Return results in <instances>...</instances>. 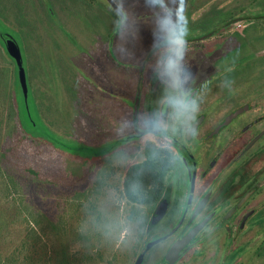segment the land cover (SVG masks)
I'll use <instances>...</instances> for the list:
<instances>
[{
	"label": "rangeland",
	"instance_id": "obj_1",
	"mask_svg": "<svg viewBox=\"0 0 264 264\" xmlns=\"http://www.w3.org/2000/svg\"><path fill=\"white\" fill-rule=\"evenodd\" d=\"M175 2L0 0V70L13 79L15 60L19 93L33 97L47 126L27 102L30 128L65 148L26 136L20 123L4 137L0 104V181L15 184L0 193V264H56L58 250L77 255L73 264H109L122 237L142 229L123 184L148 142L188 160L179 142L196 158L195 202L211 183L212 197L238 200L241 182L227 187L231 179L218 173L238 172L250 141L244 171L264 173V18H253L264 15V0H184L182 17ZM17 5L29 6V37L16 33ZM185 177L179 163L168 203L182 195ZM134 218L152 215L144 208Z\"/></svg>",
	"mask_w": 264,
	"mask_h": 264
},
{
	"label": "flooded vegetation",
	"instance_id": "obj_2",
	"mask_svg": "<svg viewBox=\"0 0 264 264\" xmlns=\"http://www.w3.org/2000/svg\"><path fill=\"white\" fill-rule=\"evenodd\" d=\"M204 118L200 119V124ZM196 121L197 118L194 124ZM226 126H222L220 131H224ZM249 143L236 157L239 160L238 172L222 170L218 173L221 175L220 180L225 177L231 179L227 187L236 181L241 182L239 188L243 190L242 194L232 203L229 198L224 200L218 195L212 197L215 193L214 183L195 202L197 160L187 153L183 144L173 141L188 156V160L181 157L179 162L186 173L180 202L168 203L164 198L166 203L159 215L156 216L162 202L156 205L150 221L131 220L133 223L145 224L138 234L122 237L112 251L109 264H264V203L255 201L256 196L264 195V173L257 177L246 175L247 153L251 151L247 149ZM230 167L232 169L229 164L227 168ZM258 177L260 180L255 181ZM247 184L249 186L245 187ZM207 195V201L198 210ZM247 195L246 201L239 205ZM261 209L260 217L254 218L255 212ZM169 215L172 218L167 219ZM163 222L168 223L165 230L161 227ZM204 223V227L200 231L198 229L182 248L172 250L176 243L183 241L193 229ZM205 229L206 233H202ZM147 247L149 249L145 253Z\"/></svg>",
	"mask_w": 264,
	"mask_h": 264
},
{
	"label": "trees",
	"instance_id": "obj_3",
	"mask_svg": "<svg viewBox=\"0 0 264 264\" xmlns=\"http://www.w3.org/2000/svg\"><path fill=\"white\" fill-rule=\"evenodd\" d=\"M18 6V12H19V18H20V27L18 33L21 37L29 35V31L31 32V25L28 21V14H29V6H23V5H17ZM3 17V16H2ZM2 17L0 13V21L2 23ZM45 18L47 19V22L49 20V15L45 14ZM254 19H261L264 18V15H255L253 17ZM4 20V19H3ZM230 23V22H229ZM229 23L226 24V26L229 25ZM38 26L42 27V24H39ZM36 27V30L39 27ZM40 27V29H41ZM44 29H41L40 35L43 34L42 30L45 32V26H43ZM29 37V36H28ZM12 63L14 64L13 69L15 72V76L13 79L10 78L11 74L9 72L8 68L1 69L0 70V88H2V93L0 94V104H2L5 108L4 111V122H5V132L4 137L10 138L15 137L18 132L17 131V124L20 123V126L22 130L25 132L26 136H31V138H35L39 134V137H44L49 140V142L56 148L59 149V151H64L65 148L60 144V141L56 136H53L56 138V141H50V135H43L39 131H34L30 128V124H32L33 128L35 127V121L31 119V117L27 116L25 113V109L27 107L26 103L32 102L33 106L32 108L35 109L34 111L39 117V122H41V125L44 127V129L47 127L44 121L42 120L40 116L39 110L36 108L35 101L33 97L31 99H27L25 101L24 97L20 95L19 88H20V82H19V76H17V65L15 63V60L12 58ZM140 89V88H139ZM138 89V92H139ZM139 94V93H138ZM15 97L17 101V105L15 104ZM138 98V97H137ZM35 132V133H34ZM41 135V136H40ZM52 137V136H51ZM60 140H65L59 138ZM1 156H4V152L0 153ZM144 156L145 159L137 164L132 165L126 173L124 184H123V193L125 198L127 199L128 203L132 205V212H131V220H137L134 218V216L137 218L138 215H140V212L143 211L145 208L147 211V216H150L154 213L155 207L158 203L164 201L166 192L168 189L169 184L172 181L173 173L179 166L180 159L179 157L171 150L167 148H161L156 146L153 142H148L145 145L144 150ZM33 175L40 177V173H37L33 170H29ZM15 184L12 182L10 184L8 180H1L0 181V193H7V195L11 192ZM183 193V192H182ZM175 198L174 202L178 203L180 202V198ZM28 213V220L35 224H39V216L33 215L29 209L26 210ZM167 219L172 218V215H169L166 217ZM140 220V219H138ZM145 224V223H144ZM144 224H140V226H143ZM162 229L165 230V228H168V223L163 222L161 224ZM65 245V244H64ZM61 254L59 250L56 252L55 255V261L56 264H73V261L75 262L77 259V255H71L69 252L65 256ZM71 255V256H70Z\"/></svg>",
	"mask_w": 264,
	"mask_h": 264
},
{
	"label": "water",
	"instance_id": "obj_4",
	"mask_svg": "<svg viewBox=\"0 0 264 264\" xmlns=\"http://www.w3.org/2000/svg\"><path fill=\"white\" fill-rule=\"evenodd\" d=\"M185 5H186V2L184 3V6H183L184 8H185ZM182 16H183V14H182L180 17H182ZM140 73H141V71H140ZM198 123H199V121H197V122L194 124V126L191 128L190 131H193V130L197 127ZM192 187L194 188V185H192ZM248 196H249V195H247L244 199H242L241 202L239 203V205H241L242 203H244V202L246 201V199L248 198ZM207 199H208V195L202 200L201 205H200V207L198 208V210L201 209V207L205 204V202L207 201ZM165 203H166V200L162 201V203H161V207L159 208V210H158L156 216L159 215V214L161 213L160 211H162V209L164 208V204H165ZM239 205H238V206H239ZM200 227H201V226H200ZM200 227H198V228L194 229L193 231H191V233H190V234L187 236V238H185L183 241L176 243L172 250H173V251H174V250L176 251V250H179L180 248H182V247H183V246H184V245L190 240L191 236H193L194 234L197 233V231H198V229H199ZM148 249H149V247L146 248L145 253H146V251H148ZM143 256H144V254H143ZM141 258H142V256H141Z\"/></svg>",
	"mask_w": 264,
	"mask_h": 264
},
{
	"label": "clouds",
	"instance_id": "obj_5",
	"mask_svg": "<svg viewBox=\"0 0 264 264\" xmlns=\"http://www.w3.org/2000/svg\"><path fill=\"white\" fill-rule=\"evenodd\" d=\"M183 2L184 0H176L175 2V12L178 17L181 16L184 12Z\"/></svg>",
	"mask_w": 264,
	"mask_h": 264
}]
</instances>
